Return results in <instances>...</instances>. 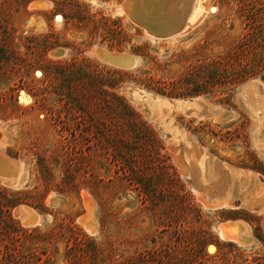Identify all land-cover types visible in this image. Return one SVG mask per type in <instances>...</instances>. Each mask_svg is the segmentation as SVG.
<instances>
[{
  "label": "rangeland",
  "instance_id": "1",
  "mask_svg": "<svg viewBox=\"0 0 264 264\" xmlns=\"http://www.w3.org/2000/svg\"><path fill=\"white\" fill-rule=\"evenodd\" d=\"M124 1L0 0V152L27 170L18 188L0 183V264H264V195L251 207L207 206L186 177L183 141L162 124L173 117L209 157L264 186V108L252 103L264 85L238 96L264 83V0H188V13L200 1L216 10L173 38L134 23ZM96 46L139 63L116 68ZM244 72L253 76L234 84ZM128 87L152 94L154 121ZM153 95L201 98L207 117L176 105L161 115ZM22 206L41 223L24 225ZM228 221L248 225L242 244L220 237Z\"/></svg>",
  "mask_w": 264,
  "mask_h": 264
},
{
  "label": "bare ground",
  "instance_id": "2",
  "mask_svg": "<svg viewBox=\"0 0 264 264\" xmlns=\"http://www.w3.org/2000/svg\"><path fill=\"white\" fill-rule=\"evenodd\" d=\"M148 5H151L155 0H146ZM163 0L157 2L160 3ZM205 1V0H204ZM188 2V0H187ZM203 2V0H202ZM202 2H198L196 7L191 9L188 13V20L191 25L198 24L202 18L208 12H215L216 8L206 4L203 5ZM123 10L124 7L122 6ZM173 8H177V5L174 4ZM178 9V8H177ZM125 11V10H124ZM126 12V11H125ZM181 35V34H180ZM173 38V37H172ZM108 50L107 48H104ZM129 54V53H128ZM131 56L134 58L137 63H139V58L135 55ZM264 83L261 80H251L242 85L241 89L238 92V96L248 88H255L256 93L263 94ZM134 98L131 100L136 103L137 107L144 111L147 118L150 120L152 114H149V110L146 107L147 102L145 101L146 97L152 95L150 92L135 89L133 93ZM157 100L156 105L159 113L161 115L166 114V107L171 109L172 105H176L184 114L207 117L206 111V102L201 98H196L193 100H184V99H168L162 96L153 95ZM258 98L257 100H252V103L256 108H264V95H255ZM139 105L141 107H139ZM162 124L165 126V131H168L173 138L182 140L184 147V154L182 155L181 162L186 169V177L195 178L197 184L200 186L196 187L195 191L203 199V202L209 207H251L257 205L261 202L263 197V191L257 187V176L251 171H245L236 169L234 167L228 166L226 163L224 166H221L219 162L213 157H209L202 147L198 145L196 140L189 136L190 134L181 127L174 123V118L170 120V124H166L165 121H162ZM160 122L155 121V125L161 131L163 137L166 135L159 126H162ZM165 139L172 143L168 138ZM258 143L255 142L256 150L264 158V134H261L258 138ZM210 161L209 165L206 166V161ZM27 176V170L22 162L19 160H13L0 152V183H3L12 188L20 187ZM228 177H230V183L228 182ZM245 180V181H244ZM18 216L21 218L22 223L26 226H34L41 223V215L31 207L22 206L18 209ZM80 222L85 226L88 232L91 234L96 233L97 224L87 217H81ZM239 229L233 228L228 224H220L219 231L220 237L227 239L231 242H237L242 244L244 237L249 234V227L245 222H240ZM252 242V239L247 241L248 244Z\"/></svg>",
  "mask_w": 264,
  "mask_h": 264
},
{
  "label": "water",
  "instance_id": "3",
  "mask_svg": "<svg viewBox=\"0 0 264 264\" xmlns=\"http://www.w3.org/2000/svg\"><path fill=\"white\" fill-rule=\"evenodd\" d=\"M155 0L148 5L146 0H125L122 4L128 17L146 29L150 35L157 38H171L189 32L196 24L191 25L188 20L189 1L187 0H163L158 3ZM47 3H43L46 6ZM174 4L177 8H173ZM198 25V24H197ZM105 47L96 46L93 53L98 59L111 66L120 69H132L136 61L127 52H116L105 50ZM63 50H55L53 55L62 56ZM131 98H134V87H128ZM139 107H141L139 105ZM213 106L209 104L210 115L214 112Z\"/></svg>",
  "mask_w": 264,
  "mask_h": 264
},
{
  "label": "trees",
  "instance_id": "4",
  "mask_svg": "<svg viewBox=\"0 0 264 264\" xmlns=\"http://www.w3.org/2000/svg\"><path fill=\"white\" fill-rule=\"evenodd\" d=\"M251 76H253L252 73L244 72V73H242V74H240V75H238V76L233 77L232 82H233L234 84H236V83H238V82H240V81H242V80H244V79H247V78H249V77H251Z\"/></svg>",
  "mask_w": 264,
  "mask_h": 264
},
{
  "label": "crops",
  "instance_id": "5",
  "mask_svg": "<svg viewBox=\"0 0 264 264\" xmlns=\"http://www.w3.org/2000/svg\"><path fill=\"white\" fill-rule=\"evenodd\" d=\"M240 170H243V169H240ZM245 171H247V170H245ZM249 171V170H248ZM261 187V191H263V195H264V186L262 185V186H260ZM240 222H242V221H228V222H226V223H222V224H228V225H231L233 228H235V229H239V227H240Z\"/></svg>",
  "mask_w": 264,
  "mask_h": 264
}]
</instances>
